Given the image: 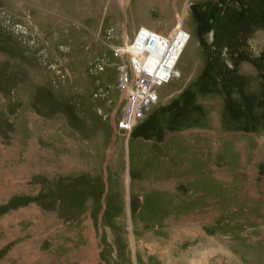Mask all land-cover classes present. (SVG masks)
I'll use <instances>...</instances> for the list:
<instances>
[{"label": "rangeland", "instance_id": "rangeland-1", "mask_svg": "<svg viewBox=\"0 0 264 264\" xmlns=\"http://www.w3.org/2000/svg\"><path fill=\"white\" fill-rule=\"evenodd\" d=\"M122 2L0 0V264H264V0ZM178 28L119 130L115 49Z\"/></svg>", "mask_w": 264, "mask_h": 264}, {"label": "built area", "instance_id": "built-area-1", "mask_svg": "<svg viewBox=\"0 0 264 264\" xmlns=\"http://www.w3.org/2000/svg\"><path fill=\"white\" fill-rule=\"evenodd\" d=\"M141 33L142 31L139 32L135 43L138 42ZM149 36L144 35L140 43L144 46L150 45L154 48V41L156 40L157 34L152 33ZM189 36L188 34L187 39H189ZM152 40H154L153 43H151ZM171 43L172 42H170V44ZM124 46L125 45L122 47L124 48ZM122 47L115 49L116 56L120 57L122 61L119 68V85L122 95V104L124 105L123 117L117 123L119 130L132 131L137 123L145 117V110L159 101V93L157 90L171 82V80L175 78V74L173 73L171 75L172 70L170 71L171 68L167 67L166 69L169 71L166 72L168 75L166 78L151 80V78H148L149 73L145 69L149 60H146V62L141 59L136 61L135 57L128 56ZM136 51H144L143 53L149 52L147 49H143L142 46H137Z\"/></svg>", "mask_w": 264, "mask_h": 264}, {"label": "bare ground", "instance_id": "bare-ground-1", "mask_svg": "<svg viewBox=\"0 0 264 264\" xmlns=\"http://www.w3.org/2000/svg\"><path fill=\"white\" fill-rule=\"evenodd\" d=\"M129 1L130 0H123V2H122L123 6L124 7L127 6ZM178 30H179L178 32H175L174 34L170 35V37H168V38L164 37L163 35L156 33L157 34V37L155 38L156 40L155 41L152 40V42L149 41L151 43H153V41H154V43H155L154 48H152L150 45H148V46L142 45L143 49H147L149 51L148 53H143L144 51L143 52H137L136 48H137V46L138 47L141 46L140 45L141 41H139L140 40V38H139L138 42L135 43L137 39L135 40L134 45H133V51L139 55V58H137L133 54H131V57L134 56L136 61H138L139 59H141L145 62H146V60H149V62H147V64H146L145 69L148 71V73H149L148 78H151V80H159V79L166 78V76H168L166 74V72L169 71L166 69L167 67L171 68L170 69V71L172 70L171 75L173 73L175 74L174 79L181 77V71L177 67H178L180 59L183 56V54L187 48V45L190 41V36H189V39H187L188 33H186V31L181 30L180 28H178ZM152 33H155V32L149 31L147 33V35L149 36ZM141 36H142V33H141ZM141 38H143V37H141ZM170 42H172V43L170 44ZM132 59H134V58H132ZM165 85H167V84H165ZM181 222H179L178 224L177 223H171V229H173L176 233L185 232L186 231L185 229L187 226L186 224L192 223L193 221H187V222H182V223ZM133 246H134L135 251H137L135 240H133ZM149 248L151 251H154V250H152L151 246H149ZM168 253H169L168 251H165L162 254L164 256L166 255V257H167ZM160 258L162 259L161 256H160ZM200 259L194 260L193 264H205L202 260L200 261Z\"/></svg>", "mask_w": 264, "mask_h": 264}]
</instances>
